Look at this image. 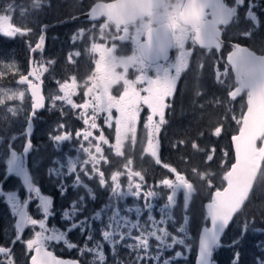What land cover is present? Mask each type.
Returning <instances> with one entry per match:
<instances>
[{
	"label": "snow or ice",
	"instance_id": "6c2138e0",
	"mask_svg": "<svg viewBox=\"0 0 264 264\" xmlns=\"http://www.w3.org/2000/svg\"><path fill=\"white\" fill-rule=\"evenodd\" d=\"M160 0H98L87 13L92 21L103 17V23L99 24V36L95 32V24L91 29H80L73 36V42L83 36H89V47L87 52L93 57L94 69L82 85L78 84L77 77L72 75L62 83L58 82V90L62 95L49 97L53 106L57 102H63L73 110H81L78 119L85 126L75 130V137L80 139L78 153L85 154L86 158L81 160L79 155L75 158H68L66 174L73 176V187L82 186L92 193V189L83 183V177L96 179L102 188H109L111 197L116 201L132 197L139 200L143 198V204L127 206L123 213L118 205H109L112 208L111 215L108 216V223L102 230L103 241L107 242L113 255L117 245L123 246L137 253L136 261L151 260L154 264H159L166 249H172L174 245H185L187 236L188 217H184V225L179 229L182 236L172 235L166 228V223L171 220V208L175 205L179 193H183L185 211H187L188 201L194 191L191 180L169 163H163L160 154L159 134L163 125L167 123L166 110L170 108V100L177 91V83L184 72L189 67V57L192 49L186 48V44L199 45L201 48L216 49L219 51L223 41L221 35L223 26L229 25L238 18L239 9H245V18L257 21L254 8L257 6L254 0H232L229 5L225 0H181L178 7L168 16L160 17L155 9L159 7ZM43 0H34L33 9H39ZM15 10L13 4H7L0 14V34L6 38H13L25 35L31 31L27 27L14 26L11 22L12 13ZM21 14L26 15L27 9H21ZM147 22V23H145ZM183 23L187 27L177 30V25ZM155 24V26H153ZM114 29V31H109ZM243 35L247 38L249 33ZM102 39L105 43L97 42ZM131 42L130 55H117L118 42L123 44ZM45 42V36L41 34L39 40L32 51L41 49ZM109 42L111 45L109 46ZM176 49L177 55L173 60L169 56V50ZM81 56L80 50H75L68 54L69 63L75 64L76 59ZM54 63V62H50ZM4 68L14 75H18L16 81L18 85L25 86L23 90H13L0 88V105H9L7 113L17 116L20 109L15 106L16 101L23 103L26 94H30L31 111L25 121L28 132L31 131V120L36 115V110L45 107V96L42 91L41 77L49 71L48 67L41 64L39 67H31L27 75L20 73L17 65L13 63L5 64ZM229 68L235 75V85L229 86L231 90L228 95L231 100H235L242 93L246 94V111H243L239 119L233 117L239 125L238 134L231 137L234 146L235 162L223 175L221 187H217L211 194L210 202L207 203L206 224L202 228L199 237V259L198 264H212L214 249L220 246L221 235L229 227L230 222L238 214L245 203L250 199V194L254 190V184L258 182V176L264 180V54L258 55L256 52L239 43L232 45V51L227 55V62L223 72L217 69L216 78L223 83L221 77H229ZM130 69L137 73L134 79H129ZM6 75L0 72V79ZM35 81L39 83H34ZM122 86V91L118 95H113L116 86ZM83 88V101L77 103L74 97L79 95V89ZM199 95V93H197ZM147 110L146 123L147 144L143 152L154 158L156 165L162 167L174 178L165 176L160 179L156 187L169 190L167 202L159 208L161 218L157 220L153 216V201L159 197V192L153 186L147 185L144 172L134 171L132 165L133 158L129 156L123 164L124 171L116 170L106 177L102 170V164H109L110 161L104 155L101 145H108L118 157L125 156V143L131 141V145L137 143V128L141 120V113ZM89 110L91 115H89ZM117 115H113V112ZM103 115L104 125L112 129L114 125V143H111L101 125L97 122ZM67 125L57 126L59 134L51 136L56 142L69 141L73 133L65 130ZM99 131V135L95 132ZM224 131L223 125L214 129L213 135L219 138ZM18 137H12L14 141ZM95 140V143H93ZM2 142V141H0ZM87 142L88 146H85ZM258 142L259 145L258 146ZM180 141V144H184ZM175 147V145H174ZM32 148L31 139H26V146L23 153L18 154L9 147V158L7 159V173H14L21 177L23 186L27 190V198L21 199L16 191L2 192L6 195L7 203L11 207V214L17 217L15 221V240L22 242L30 254L29 264H79L77 260L63 259L50 251L53 244L63 242L69 249L75 248L74 243L67 240V232L79 228L82 232L88 224V218L71 223L67 231L58 230L51 227L47 221L53 213V197L42 195L41 188L36 186L33 177L25 167L24 154ZM192 148L201 152L199 146L193 142ZM94 149V151H93ZM215 147L210 148L206 154V162L214 160ZM227 156V152H224ZM91 170L89 171V167ZM57 175H61L60 169H53ZM192 173L199 176L202 181H206L209 188L213 187L210 179L211 173H199L193 168ZM127 177L126 190L121 185V177ZM138 178V179H134ZM60 194H66L64 184L59 185ZM34 194V195H33ZM94 199V196L92 197ZM36 200V208L41 218H34L28 212L29 203ZM83 198L81 197V202ZM71 211L63 210V218L72 220L78 212L76 202L71 204ZM147 212V221L141 223L142 215ZM135 214V219L132 214ZM97 212L93 219H99ZM210 224V226H208ZM31 226L34 231L31 238L23 240L22 234L27 227ZM136 230L138 234L134 235ZM88 239H93L89 229ZM156 241L155 254L152 253L150 241ZM126 241H131L126 243ZM234 244L238 241H234ZM81 253H93V264H104L106 259L103 245L95 242L92 248L87 244L80 249ZM142 253V255H141ZM182 253L177 251L175 256ZM0 256L7 259H0V264H15V257L11 248L0 246ZM238 256L236 262L238 264ZM162 264H171L169 258H164ZM257 264H264V259L258 260Z\"/></svg>",
	"mask_w": 264,
	"mask_h": 264
},
{
	"label": "flooded vegetation",
	"instance_id": "af4514ba",
	"mask_svg": "<svg viewBox=\"0 0 264 264\" xmlns=\"http://www.w3.org/2000/svg\"><path fill=\"white\" fill-rule=\"evenodd\" d=\"M256 1V0H254ZM98 0H65V11L67 6L70 14H62L61 16H54L57 21L53 24H45L44 26H48L50 28L54 26L60 27V30L55 33L57 35L63 36V39L66 40L67 47L63 48V50H59V55L57 53L54 55L55 48H53V52H47L45 50L46 46L39 53L33 56L32 67H39L38 61L40 60L39 55L44 53L45 62L48 64L45 67L49 68V71L43 74L42 80V91L45 96V107L41 108L39 111H36L35 117L32 119L33 122V130L32 135L30 137L32 148L28 153L24 154L25 166L29 170V174L33 177L34 183L36 186L41 188L42 195H50L53 197V213L54 215L49 218L47 224L51 227H56L58 230L67 231V229L71 226V223L82 220L84 218H88V224L85 227V230L82 232L79 228L73 229L72 231L67 232V240L70 243H74L76 245L75 248L69 249L63 242L59 244H53L50 246L49 250L53 251L55 255L63 259H73L77 260L79 264H93L94 254L93 253H81L80 249L87 244L89 248L94 246L95 242H100L103 245V251L105 253V261L104 264H154L151 260H141L136 261L137 253L133 250H130L123 246V243L117 245L116 254L113 255V250L111 246L103 241L102 238V230L108 223V216L111 215L112 208L109 205L116 206L118 205L123 213V209L127 206H133L135 204H143V198L141 197L139 200L126 197L124 200L116 201L111 197L109 188H102L98 185V181L96 179H88L87 177H83L81 173V177L83 179V183L87 184L89 188L92 189V193L89 194L87 189L82 186L73 187V176L66 174L67 168V160L68 158H75L79 155L80 159L83 160L86 158L85 154L78 153L76 149L79 147L80 139L76 138L74 133L75 130L81 129L85 127L82 124V121L78 119L79 112L81 110H73L70 106H67L63 102H57L55 106H53L52 101L49 97L55 95H62V93L58 90V82H60L58 71L64 72L67 74V78L70 82V77L75 75L77 77L78 84L82 85L85 79L91 75L94 69L93 57L90 56L87 52V48L89 47V36H83L81 39H78L75 43L73 42V36L80 29H91L95 24V32L97 37L99 36V24L103 23L104 18L97 19L96 21H87V20H79V16L86 13ZM107 2V0H105ZM226 3L232 5V0H225ZM264 3V0L262 1ZM245 11L244 8L239 9V13ZM230 25L223 27L222 32V40L223 46L219 52L215 49H202L198 45H192L191 42L186 44V48L192 49V55L189 57V67L184 72H182L180 79L177 83V91L174 96L170 100V108L166 110V120L167 123L162 126L161 132L159 134L160 140V154L161 160L163 163H169L171 166L176 167L179 171H183L184 174L191 180L194 185V191L188 201L187 211H185V202L183 193H179L177 196V200L175 205L171 208V220H168L166 225L167 230L176 236H182L179 232V229L182 225H184V217L185 215L188 217L187 223V236L185 238V245H174L172 249H166L161 258H169L171 264H196V258L198 253V240L201 229L207 223L205 220L206 212H205V204L210 201L208 198V193L201 192L198 189L197 180H199L197 175H194L191 171V168L196 167V161L188 160V159H179L175 157H168L167 150L169 147L171 150L168 152L178 153L186 150V147L189 146L192 148V143L195 142L194 137H191V134L194 131V121L192 120L195 117L193 111H191V93L194 90V83L190 82V71L194 69L195 65L199 62V52L201 50L203 52L214 51L218 56H224V64H225V56L230 51L229 44L237 43L230 41L227 37L228 32L230 31ZM109 31H114V29H109ZM42 32V29H41ZM71 42V43H70ZM97 42L105 43L104 40L98 39ZM240 44V43H239ZM111 42H109V46ZM74 46V47H73ZM80 50L81 56L76 59V63H69L67 60V56L69 53ZM131 54V42H126L123 44H119L118 42V51L117 55H130ZM177 55L176 49L169 50V56L173 60ZM55 59L54 63L52 60ZM30 65V54L27 62V69L25 73L27 74L29 71ZM54 66V69L57 71L54 76L56 79L52 77L53 72L50 68ZM137 73L134 69H130L128 78L134 79ZM187 78L185 79V76ZM34 83H39V81H35ZM19 79V76L18 78ZM16 79V80H17ZM65 80V79H64ZM62 80L60 83H62ZM16 82V81H15ZM25 87V86H22ZM122 91V86L118 85L113 89V95H118L119 92ZM187 91L189 94L183 95L182 92ZM26 102L22 104L19 101H16L17 107L20 109L18 115L22 117V114H25L26 117L28 113L31 111V99L30 94H27ZM240 97H243V103L245 102L246 94L242 93ZM83 97V88L79 89V95L74 97V100L77 103L82 102ZM230 101L234 102L229 98ZM182 102H186L187 105ZM243 105L242 110L243 111ZM181 108H185L186 110L180 111ZM186 111V112H185ZM180 112H185L180 115ZM89 115H91V111L89 110ZM147 110H143L141 113V120L138 124L137 128V143L135 146L131 145V141H127L125 143V156L118 157L114 154V151L108 145H101L104 149V155L108 157L110 163L102 164V170L105 172L106 177H109L111 172L120 170L124 171L123 164L126 163V160L129 156L133 158L132 168L134 171L141 170L144 172L145 180L147 185L153 186V189L159 192V197L156 198L153 208V216L159 220L161 218L159 208L162 207L166 202L167 195L169 194V190L164 188L156 187L157 182L168 176L169 178H174L172 174L168 172V170L164 169L161 165H156L154 162V158H152L149 154L144 153L143 149L147 144V130L144 128V123H146ZM103 115L98 119V123L103 128L105 135L108 137L111 143H114V125L112 129L107 128L103 122ZM113 115H117L115 111ZM179 118V119H178ZM199 122V120H197ZM202 120L200 121V123ZM60 124L67 125V131H71L73 133L72 139L69 141H61L56 142L51 139L52 135L59 134L57 131V126ZM16 125L15 132L10 135L8 131H3L2 137L0 141V191L8 192V191H16L18 196L21 199L27 198V190L23 186L20 177L16 176L14 173H7V159L9 158V147L12 150H15L18 154L23 153V148L26 146L27 136L24 135L23 132L19 131L18 124ZM25 129V127H24ZM96 135H99V131L95 132ZM205 134V133H203ZM18 137L14 141L11 140L12 137ZM1 138V137H0ZM180 141H184V144H180ZM95 143V140H93ZM175 145V147H174ZM85 146L87 142H85ZM174 149V151H173ZM94 151V149H93ZM178 155V154H177ZM89 167V171L91 167ZM53 169H60L61 175H57L56 171ZM134 179H138L135 178ZM63 183L65 189H67L66 194L61 195L59 185ZM121 185L126 190L127 187V177L126 175L121 177ZM212 194V193H211ZM34 195V194H33ZM94 196V199L92 198ZM81 197L83 198L81 202ZM76 202L78 212L77 215L72 220H66L63 218V210L71 211V204ZM37 201L32 200L28 206V212L34 218H41L40 214L36 208ZM100 213L99 219H93L96 216V213ZM132 218L135 219V214H132ZM17 217H14L11 214V207L7 203L6 195H0V246L11 248L12 253L15 257V264H29L30 254L27 253L26 247L22 242H16L13 245V241L15 240L16 231H15V221ZM147 221V212H145L141 217V223H145ZM89 229L91 231V235L93 239L89 240ZM39 230V228L33 229L31 226L27 227L24 233L22 234L23 240H27L31 238L34 231ZM133 234L136 235L138 232L136 230L133 231ZM223 241L221 239L220 245ZM131 241H126V243H130ZM152 245L151 251L155 254V245L156 241L152 239L150 241ZM220 247V246H219ZM217 247L213 251L212 256V264H214V252L219 248ZM181 252L182 255L179 257L175 256V252ZM142 255V253H141ZM0 259H7V257L0 256Z\"/></svg>",
	"mask_w": 264,
	"mask_h": 264
},
{
	"label": "rangeland",
	"instance_id": "374dc122",
	"mask_svg": "<svg viewBox=\"0 0 264 264\" xmlns=\"http://www.w3.org/2000/svg\"><path fill=\"white\" fill-rule=\"evenodd\" d=\"M34 0H0V14H3L2 10L5 8V6L7 4H13L15 6V10L12 13H8L9 15L12 16V20L11 22L13 23L14 26H19V27H27L29 29L30 26L34 27L33 31H30L29 33L25 34V35H17L16 37L13 38H6L3 34H0V49L4 44V41H2V38H4L5 42L8 43H13V50H17V52L15 54H13V50L10 53H0V72H5L6 75L0 79V88H5V89H13V90H23L24 87L22 86H18L15 84L16 79L18 78V75H14L12 73H10L8 71V69L4 68L5 64H9V63H15L20 71V73H25L26 69H27V62H28V53L29 50L31 49V47L36 43V41L38 40L39 36L41 35V29L43 28V31L45 32L46 35V48L45 50L47 52H53V48L56 49V51H54V55L58 52L56 44L54 41H52V34L50 33L51 30L50 27L48 26H44L45 24H48L47 22H44V18L46 16H48V11H46L45 9H43V5H47L50 6V2L49 0H43V4L39 9H33L32 8V4H33ZM255 4L257 5L254 8V12L257 15V21L253 22L250 19H246L245 17L243 18L244 21H246L247 23H249L247 25V27L241 28L239 30V32H248L250 35L248 37L249 42L251 44H253L256 47H259V44H261V42H259V40L261 38H264V22H262V20H264L263 18H260L258 16L259 12L264 13V3H262V0H256L254 1ZM27 9V14L26 15H22L21 14V9ZM67 8H71L70 6H67ZM261 16V15H260ZM238 20V18L236 19V21ZM31 37V38H30ZM29 38V39H28ZM256 38V39H254ZM59 46L62 45V49L67 47V43L65 39H62L61 41L57 42ZM71 43V42H70ZM262 43L264 44V41H262ZM263 46V45H261ZM74 47V46H73ZM2 51H4V49H1ZM18 53H20V56L18 55ZM25 54V58L24 60H22L23 55ZM207 54V53H204ZM40 60L38 61V66H40L41 64H43L44 66L46 64H48L47 62H45V60L47 58H45L44 53L39 55ZM55 59L52 60V62H54ZM25 66V67H24ZM195 69V68H194ZM201 68L197 67L196 72H198ZM50 70L53 72L52 77L53 79L57 78L54 76V73L56 74V70L54 69V66H52L50 68ZM224 69H220L219 71L223 72ZM216 71L217 69L214 68L212 69L211 72V79H213V82H215L216 84H219L220 86H224L227 81L225 79V77H221L220 79L223 81V83L219 82L216 78ZM57 74L59 75V81L61 82L62 80L67 78V74H65L64 72L58 71ZM197 75V74H196ZM196 75H192L190 77L194 78L196 77ZM43 78V75H42ZM229 81L231 82V86H234V81L233 78L231 76V74L229 73ZM200 86L198 88H196L195 90L192 91L191 93V111L194 112L195 117L192 119L194 121V123L197 122V120H200L202 118V116H206V120L204 121L205 124H209V123H213L218 116H215V111H213L214 108H218L219 103L216 101H211L213 104V109L211 106L207 105L208 102L205 103V101H202L200 103H195L196 100V96L197 93H201L203 91V89L201 88L202 85V81H199ZM231 89V88H230ZM229 89V90H230ZM228 90V91H229ZM27 96V94H26ZM25 96V99L23 102H26L27 97ZM212 97V96H210ZM236 101V99H235ZM15 106L17 107L16 102ZM8 106H11V103L9 105H0V139H2V137H6V136H2L1 134L3 133V131H8L10 133V135H8V137H10L14 132H15V128L16 125L18 124L19 127V131L20 132H24V127H25V121L27 119L25 114H22V117L20 115L17 116H12L10 113H7L6 108ZM224 109L225 111L219 115V119L217 121V126L223 125L224 127V131L222 133V135L217 138L213 135L214 133V129L215 127L211 130L208 131L207 133H211V136L209 137V140H211V143L213 144L214 141L217 143L215 145V149L218 147L219 149V157H217V160L219 162V166L217 168L216 172H212L209 169H201L198 172L199 173H211L210 179L212 180V185L213 187L209 188L207 185L206 181H202L199 176V180H197V184H198V189L201 192H205L206 194L208 193V198H210L211 193L214 192L215 188V183L221 180V184L223 183V175L226 172V170L222 173V175L218 174L219 170H222V168H225V163L228 164L229 162H232V150L230 146H226L225 140L226 137L228 138V141L230 142L229 138L231 135L235 134L239 128V125L236 123V120L233 119V117H236V119H239L240 114H241V110H242V106L236 107L235 104H231V103H226L224 104ZM187 111V110H186ZM185 112H182V114H184ZM224 113H226V115L224 116ZM182 114H180L179 116H181ZM227 124V127H225V125ZM236 130V131H235ZM235 131V132H234ZM25 135V134H24ZM26 136V135H25ZM206 138L208 139V135H206ZM3 143V142H2ZM3 146L5 147L4 143ZM167 153L169 150L172 151V149H170L169 147H167ZM191 150V149H190ZM174 151V149H173ZM196 152L195 150H191L190 152H187L188 155H193V152ZM227 152V156L224 155V152ZM194 158V157H193ZM202 158V157H201ZM221 158V159H220ZM206 160V158H205ZM212 162V161H211ZM197 165V164H196ZM230 165V164H229ZM228 165V166H229ZM227 166V168H228ZM218 175V176H216ZM240 220H238L235 225L239 222ZM264 221V219H263ZM234 225V227H235ZM234 238L232 240V243L234 241H239V240H247V238L249 236H253L254 237V241H246L249 245V247L251 249L253 248H258L262 250V253L264 254V228L262 227L260 222H254V221H250V222H239V226L237 229V233L233 235ZM264 259L263 257H260V260Z\"/></svg>",
	"mask_w": 264,
	"mask_h": 264
},
{
	"label": "trees",
	"instance_id": "16d2710c",
	"mask_svg": "<svg viewBox=\"0 0 264 264\" xmlns=\"http://www.w3.org/2000/svg\"><path fill=\"white\" fill-rule=\"evenodd\" d=\"M64 1L65 0H49L50 6L43 5V9H45L49 13L48 16H46L43 19L45 23L47 22L48 24L53 25L57 21V19L54 18V16H61L62 14H65V13L66 14L71 13V11H69L68 8H66V11H65L66 6L64 4ZM258 16L260 18H263L264 13L259 12ZM244 17H245V11L238 14L237 21L236 19H234V22L229 27L230 31L227 34L228 39L230 41L237 42L245 46H248L250 49H252L253 51L257 53L263 52L264 44L262 43V41H264V38H261L259 40L261 44H259V47H256L249 42L248 37L246 38L243 35V33L245 32H239V30L243 28V26L245 28L249 24L246 21H244L243 19ZM262 22H264V20H262ZM29 29L33 31L34 27L30 26ZM49 30H51L50 33H53L52 41L55 42L57 48H60L59 49L60 51L63 50L61 48L62 45L59 46L57 43L58 41H61L63 39V36L61 37L60 35L55 34V33H59L57 32V30L59 31L60 27L54 26L50 28ZM2 41H4V44L1 47V49H4V51L0 49V53H10L14 48L13 43L11 44V43L5 42L4 38H2ZM16 52L17 50L14 49L13 54H15ZM204 53H207V54H204ZM59 54L60 52L57 53V55ZM18 55L20 56V53H18ZM199 55H200L199 62L197 63V65H195L194 67L195 69L190 71V76L191 74L192 75L197 74L195 78L194 76L190 78V82L194 83L195 85L194 90L200 86L199 81H202L201 88L203 89V91L199 93V95L196 96L195 103L198 104L202 101H205V103L208 102L207 105L211 106L213 109L212 102L213 101L218 102L219 103L218 108L213 109V111H215L216 113L215 116H218V118L212 124L211 123L205 124L204 121L206 120V116H202L199 122L197 121L196 123H194L195 133L193 132L191 134V137H194L195 143L199 146V149L205 150L204 152H201L197 149H191L189 146H187L186 150H184L183 153L181 151L178 153L168 152L166 155L170 158L175 157L179 159L181 158V159H188V160L194 159L197 164L196 167L194 168L197 169V171L206 168V169L211 170L212 172L213 171L216 172L219 166L217 157H219L220 148L218 147L216 148V151L214 154V160L212 162H206L205 153L213 146L215 147V145L217 144L215 141L213 144L211 143V140H209L211 133H207V132L211 131L217 125L219 115H221L225 111L224 104L231 103V104H235L236 107H239L242 105L244 106V103H243L242 98H239L238 100L234 102L229 100L228 90L230 89L229 86H231V82L228 79L229 77H225L227 83L224 86H220L219 84H216L215 82H213V79H211V72H212L213 66L215 69H219V70L224 69V65H225L224 56H221V55L218 56L214 51L203 52L202 50L201 52H199ZM27 57L29 58V53ZM24 58H25V54L23 55L22 60H24ZM197 67L201 68L198 72H196ZM186 78H187V75L185 76V79ZM181 94L187 96L189 93L187 91H184ZM182 103L185 104V107H186L187 103L186 102H182ZM183 110H186V109L185 108L180 109V111H183ZM180 114L182 113L180 112ZM225 115L226 113H224V116ZM201 120L202 122L200 123ZM225 127H227V124L225 125ZM206 135H208V139L206 138ZM225 143H226V146H230V143L227 137H226ZM190 149L195 150L196 152L192 151L194 154L188 155L187 152H190L191 151ZM229 164L230 162L228 164L225 163V166H224L225 168H222V170H219L218 174L222 175V173L227 169V166ZM192 169L193 168H191V170ZM214 185H215V188L221 187L222 186L221 180L216 182ZM263 219H264V180H261L258 176V182L254 184V190L250 194V199L245 203L242 210L237 214L233 222L227 228V230L224 233L223 241L220 247L214 252V264H234V262H236L237 254H239L238 264H257V261L260 260V257H263L264 254L262 253L261 249H258V248L251 249L249 247L246 241H251V240L254 241L253 236H249L247 240L245 241L239 240L238 243L236 244L232 243V240L234 238L233 235L237 233V229H238L240 221L241 222H250V221L260 222L262 227L264 228ZM238 220L240 221L235 225V223Z\"/></svg>",
	"mask_w": 264,
	"mask_h": 264
},
{
	"label": "water",
	"instance_id": "95a60500",
	"mask_svg": "<svg viewBox=\"0 0 264 264\" xmlns=\"http://www.w3.org/2000/svg\"><path fill=\"white\" fill-rule=\"evenodd\" d=\"M90 11V9L86 12V13H84V14H82V15H80L79 16V20H87V21H92L91 20V18L90 17H88L87 16V13ZM101 18H103V17H101ZM98 19H100V18H98ZM231 23V22H230ZM229 23V24H230ZM228 26V25H227ZM223 27H226V26H223ZM41 34H43L44 36H45V32L43 31V28H42V32H41ZM46 39V38H45ZM222 39V38H221ZM38 40H39V38H38ZM38 40L36 41V43L38 42ZM223 41V40H222ZM36 43L32 46V48L31 49H34L35 48V45H36ZM233 44H235V43H230L229 44V47H230V51H232V45ZM44 46H45V42H44V45L42 46V48L41 49H37V50H35V51H32V50H30V65H29V70H30V68L32 67V60H33V56L35 55V54H37V53H39L41 50H43V48H44ZM199 46V45H198ZM222 46H223V44H222ZM243 46V45H242ZM200 47V46H199ZM244 47H247V46H244ZM201 48V47H200ZM222 48V47H221ZM247 48H249V47H247ZM202 49H205V48H202ZM214 49V48H213ZM250 49V48H249ZM216 50V49H215ZM221 50V49H220ZM219 50V51H220ZM251 50V49H250ZM217 51V50H216ZM219 51H217V52H219ZM229 51V52H230ZM228 52V53H229ZM228 53L226 54V56H225V62H227V55H228ZM258 54V53H257ZM262 54H264V52L263 53H261V54H258V55H262ZM231 70V69H230ZM28 73H29V71H28ZM27 73V74H28ZM232 73V72H231ZM26 74V75H27ZM31 77V76H30ZM232 77H233V80H234V83H235V75H234V73H232ZM33 78V77H32ZM16 81H18V79L16 80ZM15 84L16 85H18L16 82H15ZM18 86H21V85H18ZM246 101H247V97H246V99H245V110L244 111H246ZM40 109H38V110H36V111H39ZM34 118V117H33ZM32 118V119H33ZM31 125H32V127H31V131L30 132H28V129H27V127L25 126V129H24V134L27 136V138H30L31 137V135H32V130H33V122H32V120H31ZM238 131H239V129H238ZM238 131H237V133L236 134H238ZM236 134H234V135H236ZM232 137V136H231ZM231 137H230V145H231V149H232V152H233V162L232 163H234L235 162V157H234V146H233V143H232V140H231ZM258 146H260L259 145V142H258ZM9 155H10V153H9ZM231 163V164H232ZM231 166V165H230ZM230 166H229V168H230ZM26 167V166H25ZM228 168V169H229ZM20 180H21V182H22V184H23V180H22V178L20 177ZM210 202V201H209ZM208 203V202H207ZM207 203L205 204V212H206V214H207V209H206V205H207ZM236 216V215H235ZM234 216V217H235ZM231 223V222H230ZM208 226H210V224L208 225ZM201 231H202V229H201ZM201 231H200V234H201ZM224 234V233H223ZM223 234L221 235V238H222V236H223ZM199 237H200V235H199ZM198 259H199V240H198V253H197V258H196V264H198Z\"/></svg>",
	"mask_w": 264,
	"mask_h": 264
},
{
	"label": "clouds",
	"instance_id": "9594fccd",
	"mask_svg": "<svg viewBox=\"0 0 264 264\" xmlns=\"http://www.w3.org/2000/svg\"><path fill=\"white\" fill-rule=\"evenodd\" d=\"M181 0H160L159 7L155 9L156 13L160 17H166L170 15L179 5ZM147 23V22H145ZM155 26V24H153ZM187 25L179 23L177 25V30H183Z\"/></svg>",
	"mask_w": 264,
	"mask_h": 264
},
{
	"label": "bare ground",
	"instance_id": "6f19581e",
	"mask_svg": "<svg viewBox=\"0 0 264 264\" xmlns=\"http://www.w3.org/2000/svg\"><path fill=\"white\" fill-rule=\"evenodd\" d=\"M45 38H46V35H45ZM45 44H46V39H45ZM45 47V46H44Z\"/></svg>",
	"mask_w": 264,
	"mask_h": 264
}]
</instances>
